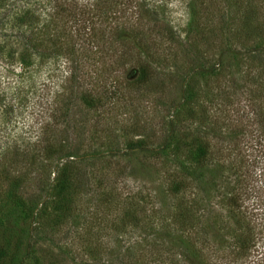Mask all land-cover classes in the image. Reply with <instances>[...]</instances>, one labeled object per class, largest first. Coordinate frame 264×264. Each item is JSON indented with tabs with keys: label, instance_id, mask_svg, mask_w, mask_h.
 <instances>
[{
	"label": "rangeland",
	"instance_id": "1",
	"mask_svg": "<svg viewBox=\"0 0 264 264\" xmlns=\"http://www.w3.org/2000/svg\"><path fill=\"white\" fill-rule=\"evenodd\" d=\"M137 57L153 70L150 91L136 84ZM104 82L117 96L87 108L82 97ZM203 112L224 136L212 138L219 154L208 159L215 186L183 168L194 170L191 143L208 127ZM260 120L264 0H0V264L15 256L13 264H125L165 229L194 241L204 264H226L241 220L232 198L261 250ZM169 121L174 129L159 159L139 163L144 152L135 150L134 163L130 143L156 147ZM55 137L77 155H101L46 156ZM180 179L186 187L175 193ZM175 251L145 264H189Z\"/></svg>",
	"mask_w": 264,
	"mask_h": 264
},
{
	"label": "trees",
	"instance_id": "2",
	"mask_svg": "<svg viewBox=\"0 0 264 264\" xmlns=\"http://www.w3.org/2000/svg\"><path fill=\"white\" fill-rule=\"evenodd\" d=\"M76 3V0H75ZM119 3V1L117 2ZM114 4V3H112ZM75 7V5L73 6ZM120 16L122 14V12H119ZM89 26L90 28V33L93 31L92 26H91V21L89 22ZM79 32H83V30L79 29L78 27L75 28L74 30V35H78L80 37V33ZM88 38V37H87ZM90 39V42L94 41L92 38H88ZM91 44V43H89ZM92 45V44H91ZM98 49L94 48V52H98ZM73 54V50H70V55ZM99 57H101V55H98V59ZM135 80H136V84L138 85V87L140 86V84H143V86H145V91H150V86H149V82L152 79V72L153 70L150 68L149 64L146 63L144 60L140 59L137 57L136 59V63H135ZM86 80V79H85ZM110 85V84H109ZM106 82H104L103 88H100L99 90H97L96 88L92 89L93 91L88 92L87 95H84L82 97V101L84 103V105L87 108H97V107H104L106 104L110 103L108 102L109 100L113 99L116 95V88H112L111 86H109ZM137 85L135 87H137ZM160 88V87H159ZM162 89V88H161ZM184 91V90H183ZM183 96H184V100H187L188 98V93H186V91L183 92ZM108 100V101H107ZM188 101V100H187ZM64 115L67 117V111H64ZM203 116H205V119H207L206 121L208 122V127L207 128V132L204 133V135L201 137L202 140L200 138L198 139H193V146L191 143V148L195 150L196 155H195V159H194V170H192L191 172H189V169L187 167H183L185 170V174L188 176L193 177L194 179L199 180L200 182L204 181L203 179H207L213 183V186L216 185L215 181V170H213L211 167H209L208 164V159L215 154V152H217L219 149H217V147L215 146V144L212 143V138H216L219 140H222L224 136L220 135L219 131L216 130V123L213 121H210L209 119H211L210 114H206L205 112H203ZM261 122L258 123V127L261 128V130L264 129V120H260ZM210 124V125H209ZM129 128L131 129V132H134L136 134H144L145 129L143 127H139L137 125H130ZM174 129V123L172 121H169L168 123V129H167V133L164 136V139L162 140V142L157 145L154 148H148L144 141L142 139H138L135 140L134 142H131L130 146L131 148H133L134 150L131 151V154H134L137 150L139 152H144V153H139L142 154L144 156V158L142 160H139V163H142L144 160H150V161H155L157 159H159L160 155L163 153L164 149L166 148L167 144H168V140L169 138H171V133ZM226 136H229V134H226ZM144 137V136H143ZM57 138V137H55ZM70 145L65 139L60 140V137L57 138V140H52V142H49L48 145H46V156L48 155H62V157H76L79 159H84L85 157H96L97 155H101V151H98V149H93L92 151H90L89 154H82V155H77L78 153H76L74 151V147H71L72 149H70V147L68 146ZM100 145V144H98ZM236 145V144H234ZM238 147V146H237ZM136 150V151H135ZM222 155H224L225 153L223 151ZM224 153V154H223ZM138 152H136L134 154V157H132V160L134 163H136V160L138 158ZM217 154H219L217 152ZM220 155L219 157L222 158ZM240 154H237V157L240 158L239 159V165L237 167L238 171H240V168H242L241 164H242V157H239ZM229 157V156H228ZM227 158H223V159H228ZM219 158V159H220ZM35 161V157L33 158ZM219 167H222L223 165L216 163ZM41 167V170L44 168L43 165L39 166ZM218 167V168H219ZM216 167V169H218ZM123 170L122 167H120L121 171ZM241 172V171H240ZM227 179V177L225 178V180ZM71 182L73 183V185L77 188L81 187V182L79 181V179L77 178V175L73 174L71 177ZM224 180V179H223ZM26 181V179H24L23 181L19 182L20 184H23ZM39 181V186H42L44 179H40ZM205 182V181H204ZM210 182V183H211ZM206 183V182H205ZM177 187L173 188V191H177V189L180 188H185L186 184L183 183L180 180L176 181ZM40 188V187H39ZM74 188V187H73ZM171 190H167L168 194H171ZM231 203L233 204L234 208L236 209V212L238 214L239 219H241L239 221V224L237 226V236H234L235 239V244H238L236 247L235 246H227V258L224 257L223 259L226 261V264H236V263H244L245 264V260L249 259V255L253 256L254 259H252L251 261L248 260V264H264V247L260 250L259 246L257 245V239L255 238V234L253 233V225L251 224L249 218L245 215L243 207L241 202L238 203L237 198H232ZM186 215V213H185ZM186 216H183L181 219H185ZM185 220L183 221L182 224H185ZM256 225L258 226V223H256ZM255 225V226H256ZM259 239V238H258ZM193 244H192V243ZM149 245V246H148ZM28 246V245H27ZM147 251L145 250V247L139 248L137 255H134L131 258V262L130 260H123L125 264H145V261L150 258L152 255H157L159 254V252L161 251H171V249H175L176 253L174 254H179L180 256L185 257L184 259L189 263V264H204V257H200V249H198L195 244L194 241L190 240V239H184V237H177L176 235H172L171 233H169L168 231L163 230L162 233H159L157 235H155L154 239L151 240L147 246ZM232 247V248H231ZM178 249V250H177ZM5 256L4 250L2 248V246H0V260ZM226 256V255H225ZM127 257H125L126 259ZM17 259V256L12 257L10 259V264H13L15 262V260ZM122 259V258H121ZM20 260H22V258H20ZM20 262V261H19ZM112 264V263H110ZM119 264V263H118ZM171 264H177V263H171Z\"/></svg>",
	"mask_w": 264,
	"mask_h": 264
}]
</instances>
